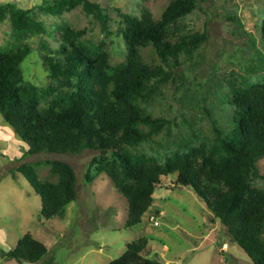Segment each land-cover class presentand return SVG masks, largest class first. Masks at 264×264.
Returning a JSON list of instances; mask_svg holds the SVG:
<instances>
[{"label":"trees","instance_id":"1","mask_svg":"<svg viewBox=\"0 0 264 264\" xmlns=\"http://www.w3.org/2000/svg\"><path fill=\"white\" fill-rule=\"evenodd\" d=\"M206 1L169 0L157 19L148 11L140 18L122 15L119 32L127 55L115 66L102 44L80 40L83 30L64 26L58 35L47 33L59 41L56 49L40 45L42 66L55 87L42 89L23 81L20 66L31 52L29 46L0 51V116L27 145L26 155L98 152L100 158L91 165L126 199L125 228L141 223L156 186L174 174V185L193 190L252 264H264V189L251 186L256 163L264 158V83L229 84L224 101L233 108L231 129L223 135L214 129L212 144L174 152L163 164L124 149L150 142L167 126L166 120L152 117L143 104L167 84L170 69L179 67L181 58H193L206 41L205 33H189L178 24ZM77 8L107 32L106 11L89 0H42L36 7L50 16ZM262 11V23L255 27L264 48ZM6 15L16 39L46 34L31 9L6 4L0 7V19ZM144 49L151 51L153 60L143 59ZM46 164L49 180H39L28 164L18 171L40 197L41 217L49 220L62 214L76 200L77 192L71 166L56 160ZM146 247L147 239L139 238L109 264H160L142 256ZM47 252L45 245L27 233L12 250L1 254L18 264H34Z\"/></svg>","mask_w":264,"mask_h":264},{"label":"rangeland","instance_id":"2","mask_svg":"<svg viewBox=\"0 0 264 264\" xmlns=\"http://www.w3.org/2000/svg\"><path fill=\"white\" fill-rule=\"evenodd\" d=\"M89 1L106 11V33L81 8L50 16L36 9L42 0H0V7L10 4L33 10L46 30L44 35L16 39L8 15L0 19V51L23 45L31 48L20 66L24 82L42 89L56 86L48 79L40 58L41 43L51 49L58 47L57 38L47 33L58 35L64 26L73 31L83 30L80 40L94 46L102 44L115 66L127 55L119 32L123 29L122 15L140 18L148 11L157 19L169 2ZM263 9L264 0H207L179 20L186 32L205 33L206 41L193 58H181V65L170 69L167 84L143 104L152 117L166 120L167 126L150 142L124 149L163 164L174 152L186 153L201 144H212L214 129L222 135L230 131L233 108L224 101L229 84L239 85L242 80L264 83V48L255 27L262 23ZM141 54L147 62L153 60L149 49ZM27 149L0 116V264H18L3 258L1 252L12 250L27 233L48 251L34 264H109L139 238L147 239L142 256L160 264H252L193 190L174 185V174L162 178L156 186L152 205L141 223L125 228L126 199L104 173H97L91 165L93 159L100 158L98 152L26 155ZM54 160L67 163L74 170L77 197L62 214L45 220L40 215V197L18 168L28 164L39 180H49L46 162ZM251 186L264 189V158L256 163Z\"/></svg>","mask_w":264,"mask_h":264}]
</instances>
